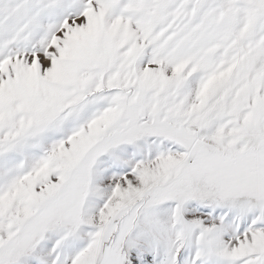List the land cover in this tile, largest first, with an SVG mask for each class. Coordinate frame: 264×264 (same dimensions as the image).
I'll return each mask as SVG.
<instances>
[{"label":"snow or ice","instance_id":"6c2138e0","mask_svg":"<svg viewBox=\"0 0 264 264\" xmlns=\"http://www.w3.org/2000/svg\"><path fill=\"white\" fill-rule=\"evenodd\" d=\"M0 264H264V0H0Z\"/></svg>","mask_w":264,"mask_h":264}]
</instances>
